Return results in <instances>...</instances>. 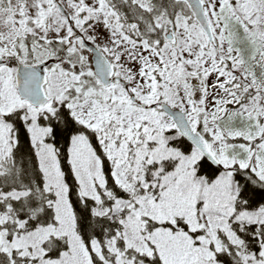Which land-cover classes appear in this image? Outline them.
I'll list each match as a JSON object with an SVG mask.
<instances>
[{
    "label": "snow or ice",
    "instance_id": "1",
    "mask_svg": "<svg viewBox=\"0 0 264 264\" xmlns=\"http://www.w3.org/2000/svg\"><path fill=\"white\" fill-rule=\"evenodd\" d=\"M0 264H264V0H0Z\"/></svg>",
    "mask_w": 264,
    "mask_h": 264
}]
</instances>
